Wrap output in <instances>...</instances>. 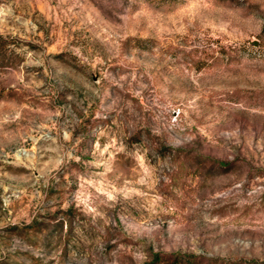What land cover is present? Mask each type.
Wrapping results in <instances>:
<instances>
[{"label": "rangeland", "instance_id": "1", "mask_svg": "<svg viewBox=\"0 0 264 264\" xmlns=\"http://www.w3.org/2000/svg\"><path fill=\"white\" fill-rule=\"evenodd\" d=\"M0 264H264V0H0Z\"/></svg>", "mask_w": 264, "mask_h": 264}, {"label": "trees", "instance_id": "2", "mask_svg": "<svg viewBox=\"0 0 264 264\" xmlns=\"http://www.w3.org/2000/svg\"><path fill=\"white\" fill-rule=\"evenodd\" d=\"M2 40V38L0 37V41ZM159 263V259L158 257L155 258V262H153V264H158Z\"/></svg>", "mask_w": 264, "mask_h": 264}]
</instances>
